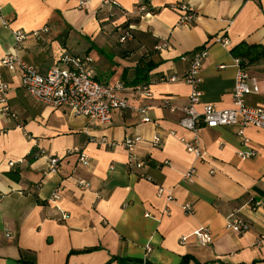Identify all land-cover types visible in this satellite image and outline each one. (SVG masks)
<instances>
[{
  "label": "crops",
  "instance_id": "1",
  "mask_svg": "<svg viewBox=\"0 0 264 264\" xmlns=\"http://www.w3.org/2000/svg\"><path fill=\"white\" fill-rule=\"evenodd\" d=\"M115 2L0 0V61L22 29L29 32L18 50L23 61L46 73L63 65V50L90 55L95 77L101 81L106 72L102 82L123 84L117 93L131 105L115 109L111 122L101 124L67 106L38 102L22 85L19 66H0L1 79L10 84L7 101L18 113L7 118L0 105L5 130L0 134V264H264V244H257L264 234V128L248 125L247 145L232 125H202L194 132L180 124L192 91L181 77L199 48L210 52L199 110L204 104L233 106L238 69L233 48L242 43L258 48L250 58H240L260 87L246 102L264 106V0ZM181 3L194 8L187 24L180 22ZM128 31L133 35L122 40ZM219 36L230 43L217 41ZM144 65H151L149 81L134 83ZM146 83L151 95L139 89ZM142 106L150 121L136 109ZM128 135L142 136L135 153L144 159L143 168L121 144ZM155 135L162 137L161 147L153 145ZM196 135L206 159L186 148L184 141ZM104 137L118 144H100ZM250 148L255 156H240ZM78 150L89 155V165L80 162ZM50 156L60 159L57 172L49 171ZM191 167L196 172L188 179ZM167 190L174 201H167ZM185 203L192 204L193 214L184 212ZM232 214L250 229L227 228ZM201 226L212 232L207 245L191 235Z\"/></svg>",
  "mask_w": 264,
  "mask_h": 264
},
{
  "label": "built area",
  "instance_id": "2",
  "mask_svg": "<svg viewBox=\"0 0 264 264\" xmlns=\"http://www.w3.org/2000/svg\"><path fill=\"white\" fill-rule=\"evenodd\" d=\"M89 1L81 0V4L86 5ZM102 2L105 5H116L115 0H102ZM177 7L185 12L180 20L181 23L187 24L195 17L192 6L181 3ZM139 9L140 11H144L146 10V6H141ZM3 23L5 25L7 24L6 21ZM45 29L48 30V28ZM38 33L39 31L33 32L34 35ZM28 35L29 32L22 29L15 31V46L6 52L0 61V66H7L10 70H15L19 66L21 69L22 85L35 100L55 108L67 106L73 114L87 116L101 124L111 122L115 109L131 107L128 100L119 96L117 93L118 90L124 87L123 84H106L95 77L92 67L94 59L90 55H75L63 50L60 57L63 65H56L46 73H41L37 67L23 61L18 55V50L22 48ZM132 35V32L128 31L122 40ZM217 41L225 45L230 43L229 39L223 36H219ZM209 53L208 48L195 50L192 54L187 72L181 77L182 80L190 84L192 91L188 105L183 108L184 114L180 119V124L194 132H197L202 125L208 127L232 125L237 128L238 136L248 145L249 139L245 134L246 127L248 125H255L264 128V106H252L246 102V97L249 94L259 93L260 87L257 78L250 74L239 57H235L234 63L238 69L233 88V106L220 109L211 104H204L203 109L199 110L197 106L202 101V90L200 86L203 82V63L209 56ZM162 79L166 80V78ZM168 79L176 81L180 78L171 76ZM139 89L142 91V94H152L148 83L142 84ZM9 90L10 84L3 81L0 74V105L2 107V114L7 118L16 119L18 118V113L7 101ZM166 105L173 109L169 98L166 100ZM136 109L143 115L145 121L151 120L148 115V107L142 106ZM4 131L2 126H0V134ZM141 140V135H128L121 143L128 150L130 160L139 168H143L145 165L144 159L138 157L135 153L137 145ZM184 142L187 150L194 153L197 158L206 159L208 153L201 148L197 135L193 141ZM99 143L108 147H113L118 144L116 141L109 140L105 137L101 138ZM152 143L156 147H161L163 139L161 136L155 135L152 138ZM78 152L80 162L84 165H89V155L84 150H78ZM256 153L255 149L250 148L247 151L240 152V156L250 158L255 156ZM59 160L57 156L49 157L50 172L58 171ZM10 164L14 165L15 162L11 161ZM195 172V167H191L185 176L188 179H192ZM141 176L152 180L150 176L143 172H141ZM80 183L88 187V183L84 180H80ZM164 191V188H160L158 192L159 196H162ZM58 197V194H55L53 199H57ZM166 199L168 202L174 201V195L171 190H167ZM259 204V202H255V205ZM182 208L188 215L194 213V208L190 203L183 204ZM63 217L66 218V214ZM227 228L237 232H246L250 229V224L232 214L227 219ZM191 235L196 236L203 245H207L212 241V232L207 226H201ZM188 237L189 235L183 236L182 241L187 240ZM257 244H264V234L258 238Z\"/></svg>",
  "mask_w": 264,
  "mask_h": 264
},
{
  "label": "trees",
  "instance_id": "3",
  "mask_svg": "<svg viewBox=\"0 0 264 264\" xmlns=\"http://www.w3.org/2000/svg\"><path fill=\"white\" fill-rule=\"evenodd\" d=\"M257 46L248 45L245 43H242L236 47L233 48L234 55L239 58H250L255 51L257 50ZM242 63L245 66V60L242 59ZM151 69V65H144L140 66L137 69V75L134 83L138 82H148L149 81V71Z\"/></svg>",
  "mask_w": 264,
  "mask_h": 264
},
{
  "label": "rangeland",
  "instance_id": "4",
  "mask_svg": "<svg viewBox=\"0 0 264 264\" xmlns=\"http://www.w3.org/2000/svg\"><path fill=\"white\" fill-rule=\"evenodd\" d=\"M96 49V48H95ZM97 50V52H99L101 55H103L102 54V51H100V50H98V49H96ZM108 55V56H107ZM104 56H107V58H108V60L110 61V63L111 64H113L114 63V58L112 57V55L111 54H109V52L108 51H106V53H105V55ZM109 76V74H107L106 72H104V73H101V81H104V79L105 78H107ZM99 79V78H98Z\"/></svg>",
  "mask_w": 264,
  "mask_h": 264
}]
</instances>
